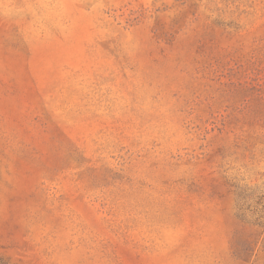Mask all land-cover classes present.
<instances>
[{"label": "rangeland", "instance_id": "obj_1", "mask_svg": "<svg viewBox=\"0 0 264 264\" xmlns=\"http://www.w3.org/2000/svg\"><path fill=\"white\" fill-rule=\"evenodd\" d=\"M0 264H264V0H0Z\"/></svg>", "mask_w": 264, "mask_h": 264}]
</instances>
